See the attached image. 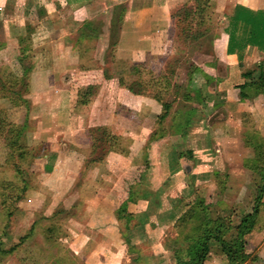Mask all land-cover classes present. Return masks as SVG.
I'll use <instances>...</instances> for the list:
<instances>
[{"label":"crops","instance_id":"obj_1","mask_svg":"<svg viewBox=\"0 0 264 264\" xmlns=\"http://www.w3.org/2000/svg\"><path fill=\"white\" fill-rule=\"evenodd\" d=\"M102 2L109 3L105 7L106 16H117L116 59L127 63H147L148 54L166 51L175 26L172 9L181 0H0V65H10L13 73V82L9 86L11 90L0 93V109H23L24 118L28 113L27 116L33 119L28 143L33 146L47 145L40 154L29 151L38 180L36 187L28 188L29 194L33 197L37 195L38 199L44 196L59 200L75 192L84 208L95 210L103 208L107 201L113 202L114 211H111L112 218L108 222L118 224L122 219L125 225L131 220L125 216L131 217L133 213L141 211L146 216L158 208H167L163 201L165 195L173 201L181 198L180 189L187 176L200 175L203 170H207L197 165V155L203 150L201 147L207 142V137L213 138L212 144L220 146L216 150L230 160L231 155L227 153L234 149L240 153V160L249 151H254L247 143V137L255 136L264 142V93H254L249 87H240L259 76L264 80V52L252 44L245 45L240 55L227 52L228 34L222 30L213 41L218 78L206 82V78L212 79L216 74L209 69L200 72L205 76L201 91L205 100L201 107L207 108L204 109L207 113L210 110L211 115L219 108L221 116L216 118V123L213 119L209 122L208 118L205 124L198 121L195 126L189 117V124L183 132L176 129L154 134L155 127L168 117L170 110L160 122L157 118L162 110L159 101L147 93H137L119 84V73L107 75L99 58L86 63L79 49L73 48L67 40L71 32L79 29L85 18L91 19L102 11L98 7ZM235 5L253 10L264 9V0H231L226 11L227 17ZM76 12L85 15L80 17ZM76 14L79 19H73ZM26 62L29 64L25 65ZM253 64L259 65L252 70ZM206 67L210 68L207 64ZM247 68H251L252 72L248 73ZM22 86L27 89L24 95ZM241 91L246 95L241 96ZM23 96L30 98V106L26 107ZM135 114L138 118H134ZM101 128L119 137L118 144L122 151L111 150L105 144L101 148L100 140L92 133V130L101 131ZM167 137H173L174 145L177 137H185L188 144H195L194 147H188V153L194 160L190 168L182 163V156L173 155L175 149H172L171 143L167 147L168 151L163 148ZM147 143L151 155L160 157L162 154L164 157L159 163L160 159L155 161L149 154V158L153 159L151 162L155 164L153 173L170 179L162 183V178L152 187L149 186L148 190L143 189V185L138 187V182L135 183L138 190L133 185L129 188L127 179L140 171L137 167L143 157L140 152ZM206 162L211 164L208 160ZM212 168L219 169L218 166ZM119 187L123 192L121 198L114 196L112 200V195H117ZM154 192L161 195L151 205ZM122 208L127 212L124 217L118 212ZM97 220H101V217L96 218L94 223ZM159 220L151 223L156 225L164 222V219ZM151 223H148L150 230L145 231L156 232L153 233L156 238L159 233ZM256 223L257 220L253 228ZM146 225L144 223L141 227L145 228ZM97 234V238L105 235L110 242L122 239V233L117 232V228L110 234L99 228ZM143 235L147 236L145 233ZM161 235L160 238H163ZM252 242L253 238L249 237L246 249L249 253ZM215 245L211 243L204 264H229ZM162 248V252L154 249L150 255L153 264H158L161 258L170 264V252ZM73 252L76 254V251ZM254 252L257 258L249 260L251 264H264L262 246ZM246 262L248 260L243 264Z\"/></svg>","mask_w":264,"mask_h":264},{"label":"rangeland","instance_id":"obj_2","mask_svg":"<svg viewBox=\"0 0 264 264\" xmlns=\"http://www.w3.org/2000/svg\"><path fill=\"white\" fill-rule=\"evenodd\" d=\"M229 2L231 3V0H181V3L172 9L175 26L168 39L166 51L160 54H148L147 63H142L141 67H136L137 63H127L115 58L114 49L118 37L116 30L118 24L115 22L117 16L110 18L106 16L105 7L109 5L107 2L99 4L98 7L102 11L97 12L91 19L85 18L79 29L71 32L67 40L73 48L79 49L86 63L92 61L93 58H99L104 64L107 75L121 73L125 81L134 85L136 89L149 95H158L163 101L170 103L168 117L158 127H155L154 134L172 132L176 129L182 130L184 123L181 121L186 115H189L193 126L198 121L205 124L208 118L209 122L213 119L216 123V118L221 116V109L218 108L215 114L211 115L210 110L207 113V110H204L207 108L201 107L205 100L201 92L205 76L201 73L204 69H209L210 72L216 74L212 79L206 78V82H213L218 78L213 41L222 30L225 31ZM200 8L202 11L197 13ZM77 14L80 17L85 15V13L84 15ZM77 14L73 16V19H79ZM89 14L91 15L90 12ZM70 20H72L71 17ZM87 21L90 25L85 26L84 23ZM53 38L56 39V37ZM237 55L240 54L237 53ZM28 64L26 62L25 65ZM206 64L210 68L206 67ZM259 64L251 65L252 70ZM252 70L247 68L248 73ZM12 74L10 65H0V93L11 90L9 86L13 82ZM21 91L24 95L27 89L22 86ZM23 98L26 100V107L30 106V98L27 96ZM193 109L196 111L193 112ZM4 110L7 124L0 128V264H153L150 255L154 249L162 252V246L169 250L170 264H174L172 247L181 243L179 241L180 243L176 244L175 237L178 235L183 237L197 221L191 219L190 222L179 224L177 218L181 214L193 205L199 208L201 205H197L196 202L200 204L202 202L208 217L224 215L230 218L232 224H235L243 213L250 210L255 193L262 184L259 167L264 168V159L259 163L252 150L240 160L238 158L240 153H237L235 149L227 153L231 155V160L225 159L223 153L216 150L217 146H220L212 144L214 139L207 137V142L201 147L203 150L199 148L201 151L197 155V165L202 169L206 167L207 172L203 170L200 175L187 176L188 178L180 189L181 198L173 201L174 199L165 195L163 201L167 208L147 212L149 215L146 216L142 211L133 213L131 217L125 216L126 209H118L119 214L131 220L127 219L128 222L125 225L122 219L118 224L109 223L108 221L112 218L111 211H114L113 202L107 201L103 208L95 210L84 208L78 202L75 192H70L66 198L59 200L44 196L38 199L37 195L33 197L28 193V188H34L38 183L37 171L31 165L30 150H27L33 146L28 143L29 127L33 119L27 116L28 113L24 118L23 109ZM134 118H138L136 114ZM9 127H19L22 130L16 139L23 145L21 155L18 154L20 150L11 146L13 131L10 132ZM93 132L103 148L106 142L102 131L92 130ZM185 139V137H177L174 145L173 137H167L162 146L168 151L167 147L171 143L170 146L175 149L172 151L173 155L182 156V163L190 168L194 160L188 153V147H194L195 144L192 142L190 145ZM247 139L248 141L257 140V137L249 136ZM149 146L147 143L140 152L143 156L140 165L137 166L140 171L127 179L129 188L133 185L134 189L138 190V187L143 185L142 188L148 190L153 183L155 184L162 178L160 182L166 183L169 178L153 173L152 168L155 164L151 161L160 159L158 161L160 163L164 157L162 154L159 155L160 157L156 154L151 155V151L147 150ZM46 148L47 145L38 144L33 146L31 151L33 150V154H40ZM149 154L153 159L149 158ZM206 160L211 164H207ZM202 162L204 165H200ZM214 166H218L219 169H213ZM136 182H138V187H136ZM23 186L25 189L22 192ZM120 189L119 187L117 195H112V200L115 199L114 196L117 199L121 198L123 192ZM19 193L22 195L17 200L15 197ZM159 195L161 193H153L151 205ZM262 201H264V193ZM98 217H101V220L94 223ZM160 218L164 219L163 223L156 225L151 223V221H160ZM140 222L141 225L147 224L145 228L141 227ZM148 223L157 227L159 234L156 238L154 237L156 232L145 231V229L150 230ZM99 228L106 230L109 234L117 228V232L122 233V239H114L110 242L107 241L105 235L99 239L97 238ZM143 229V233L147 236L141 232ZM253 229L252 232L250 231L252 234L249 232L245 236L246 249L247 239L252 237L254 240L249 246L250 249L252 248L249 253L250 258L245 264H251L250 261L256 260L257 255L253 253L260 246L264 253V204L260 207L257 223ZM160 233L163 238H160ZM233 236L234 232L231 231L226 238L232 239ZM184 245V242L179 245L182 251ZM215 246L218 248L217 244ZM252 256L255 257L251 258ZM158 264H166V260L161 258Z\"/></svg>","mask_w":264,"mask_h":264},{"label":"trees","instance_id":"obj_3","mask_svg":"<svg viewBox=\"0 0 264 264\" xmlns=\"http://www.w3.org/2000/svg\"><path fill=\"white\" fill-rule=\"evenodd\" d=\"M201 11L202 9L200 8L197 13H200ZM84 25L88 26L90 23L87 21L84 23ZM225 32L228 34L227 52L240 53V51L247 44L255 45L259 50L264 52V9L253 10L242 5H235L232 13L227 17ZM135 66L141 67L143 64L137 63ZM124 78L125 77L119 73V84L127 86L134 92L145 93L142 90L133 87L134 85L126 82ZM263 84L264 80L261 76H259L256 80L250 81L249 84H241L240 87H249L254 93H264ZM240 94L241 96L246 95V93L242 91ZM150 96L159 101L161 104L162 110L157 116L158 120L161 122L168 115L170 103L163 101L158 95ZM5 116V110L0 109V128L5 127L7 124L5 123ZM189 120V115H186L183 121H181L184 123L181 132L185 130L186 126L189 124ZM10 129V132L13 131L11 146L17 148V150H20L18 154L21 155L20 152L23 145L18 143L19 141L16 139L19 137V134L22 133V130L19 127ZM101 131L104 136L106 146L109 149L118 152L123 150L118 144V136L110 134L109 131L104 128H101ZM247 143L253 147L255 159H257L259 163L263 161L264 142L259 141V138L257 137V140L251 142L247 141ZM31 149L32 148H29L27 150ZM255 167L256 166H254V168ZM259 172L262 184L255 193L250 210L243 213L238 219L237 223L232 224L230 218H226L224 215H217L213 218L208 217L202 202L201 204L200 202H196L197 205H201L199 208H195L196 205H193L177 218V222H179V224L190 222L191 219H195L197 221L191 227V230L183 235V237H180L179 235L175 237L176 244L181 241V243H185V247L182 251L181 246H179L181 245L180 242V244H178L179 247L177 245L172 247V254L175 260L174 264H204V260L207 258L210 245L213 242L217 244L218 249L225 256L229 264H242L245 260L250 258L249 252L246 251L245 236L252 230V227L257 220L260 207L264 204L262 201V196L264 193V168L260 169L259 167ZM24 189L25 187L23 186L22 192ZM21 193H19L15 199L18 200L21 197L20 195H22ZM199 200L201 201V199ZM231 231L234 232L233 238H226V235ZM254 257L255 256H252L251 258Z\"/></svg>","mask_w":264,"mask_h":264}]
</instances>
